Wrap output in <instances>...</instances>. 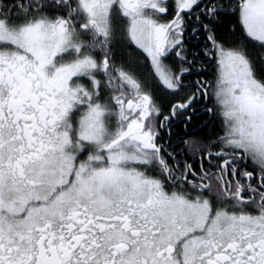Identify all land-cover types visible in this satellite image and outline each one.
<instances>
[{
  "label": "snow or ice",
  "instance_id": "1",
  "mask_svg": "<svg viewBox=\"0 0 264 264\" xmlns=\"http://www.w3.org/2000/svg\"><path fill=\"white\" fill-rule=\"evenodd\" d=\"M0 264H264V0H0Z\"/></svg>",
  "mask_w": 264,
  "mask_h": 264
}]
</instances>
